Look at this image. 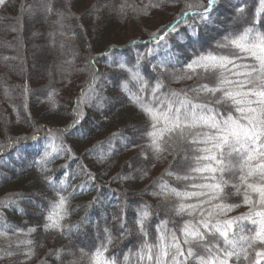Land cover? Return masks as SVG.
Returning a JSON list of instances; mask_svg holds the SVG:
<instances>
[{
    "label": "trees",
    "instance_id": "1",
    "mask_svg": "<svg viewBox=\"0 0 264 264\" xmlns=\"http://www.w3.org/2000/svg\"><path fill=\"white\" fill-rule=\"evenodd\" d=\"M158 2L160 7L152 6L157 0H6L0 6V202H7V206L0 205V220L23 230L7 229L6 235L0 236V246L11 244L13 251L34 247L31 258L0 257V264H16L20 260L26 264H68L69 260L80 259L81 248L94 251L105 237V228L117 237L106 255L123 262L130 249L132 253L138 251L144 237L133 228L127 238L119 239L120 230L113 217H119L122 208L132 226L136 210L145 204L151 206L152 215L147 222L150 243H155L156 225L161 221L169 220V228H178L182 223L168 210L163 198L152 192L161 180L182 187L174 176L165 173L170 167L175 170L183 152L165 153V158L159 160L138 158L141 147H132L129 139L137 145L144 143L135 129L145 125V117L116 87L110 60L122 57L134 63L137 56H143L142 74L154 83L158 73L152 71V66L175 53L178 61L169 66L168 73L160 74L165 85L161 91L190 89L197 84L195 79L174 80L170 73L181 74L184 63L194 54L222 51L215 49L216 41L228 32L242 31L248 20L236 17L237 0H220L214 22L200 25L197 37L189 35L187 25L181 24L177 32L153 43V36L173 23L186 4L207 0ZM246 3L245 13L250 18L258 0ZM46 6L52 11L46 12ZM150 48L153 52L149 55ZM94 71L102 76L97 91L103 102L82 103L83 118L78 130L61 132L72 124L76 102ZM105 76L107 79H103ZM53 140L75 153L74 158L69 152L53 153L56 158L47 165L48 174L57 183L65 180L70 184L68 191L75 190L72 212L64 223L83 222V226L68 236L46 231L40 210L41 205L46 207L48 200L55 198L37 164ZM88 150H94V154L86 156ZM104 155L109 158L100 162ZM129 163L132 167H128ZM82 165L87 166L94 181L81 172ZM137 169H147V175ZM123 176L129 178H120ZM80 185L85 187L81 189ZM226 191L234 190L229 186ZM229 200L239 203L241 197L230 195ZM248 211L247 206L241 205L229 215ZM30 226L36 230L25 235ZM29 239L34 246L21 243L20 249L16 248L17 241ZM61 249L58 260L54 253ZM80 264H87V259H80ZM129 264H136L134 256H130Z\"/></svg>",
    "mask_w": 264,
    "mask_h": 264
},
{
    "label": "snow or ice",
    "instance_id": "2",
    "mask_svg": "<svg viewBox=\"0 0 264 264\" xmlns=\"http://www.w3.org/2000/svg\"><path fill=\"white\" fill-rule=\"evenodd\" d=\"M178 2L170 0L172 4ZM5 3L6 0H0V6ZM219 3L220 0H207L196 5L186 4L185 10L173 23L155 34L152 42L158 43L169 33L177 32L181 24L187 25L189 35L197 37L200 25L214 22ZM152 6L161 5L157 0ZM193 7L197 10H188ZM246 7V0H237L234 5L236 17L247 19L248 23L242 31L228 32L216 41L215 49L222 51L194 54L184 63L181 74L170 73L174 80L195 79L197 84L190 89L161 91L165 85L160 74L168 73L169 66L178 61L175 53H169L152 66V71L158 73L154 83L142 74L143 56H137L131 63L122 57L111 58V52L108 53L116 87L145 117V125L135 129L144 138V143L137 145L129 139L132 147H141L138 158L159 160L165 158V153L183 152L175 170L170 167L165 173L174 176L182 187L161 180L156 184L157 190L152 192L153 196L163 198L169 205L168 210L180 217L182 223L178 228H169V220L161 221L156 225V241L150 243L147 222L152 215L151 206L145 204L136 210L132 226L127 223L122 208L119 217H113L120 230L119 239L127 238L134 228L144 237L138 251L132 253L130 249L123 262L106 255L117 237L105 228V237L94 251L80 249V259L86 258L87 264H129L130 256L136 258V264H264V0H258L250 18L245 13ZM45 10L52 11L50 6ZM152 52L150 48L148 54ZM101 79V74L94 71L91 82L76 102L72 124L61 132L77 129L83 118L82 103L96 100L100 105L103 102L97 91V82ZM51 96L49 93L50 100ZM60 152L71 153V149L62 142L57 145L53 140L37 162L44 183L55 193V198L48 200L46 207L41 205L40 210L44 214L46 231L68 236L78 232L83 222L64 223L72 212L71 198L75 190L69 192L70 184L65 180L57 183L47 168L56 158L53 153L59 155ZM93 154L94 150L85 153L86 156ZM71 155L75 157V153ZM108 158L104 155L100 162ZM128 167H132L131 163ZM136 171L147 175V169ZM81 172L89 180H95L86 165L81 166ZM229 186L234 190L231 193L226 191ZM79 187L83 189L85 185ZM230 195L240 196V202H230ZM0 205L7 206V202H0ZM241 205L248 207L246 214L229 215ZM9 228L15 232L23 231L0 220V236H5ZM35 230L30 226L25 235ZM21 243L34 246L31 239L17 241V249ZM62 252L63 249L54 253L58 260ZM17 255L31 258L34 247L13 251L11 244L0 246V257ZM68 255L75 257L72 252ZM80 259L69 260L68 264H80ZM16 264H26V261L20 260Z\"/></svg>",
    "mask_w": 264,
    "mask_h": 264
}]
</instances>
